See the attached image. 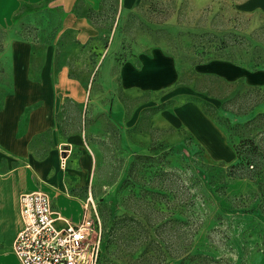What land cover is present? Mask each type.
I'll return each mask as SVG.
<instances>
[{
    "label": "rangeland",
    "instance_id": "obj_1",
    "mask_svg": "<svg viewBox=\"0 0 264 264\" xmlns=\"http://www.w3.org/2000/svg\"><path fill=\"white\" fill-rule=\"evenodd\" d=\"M238 1L141 0L119 11L117 0H107L92 16L105 36L89 47L71 33L58 41L71 47L72 74L90 77L96 69L94 79L108 56L119 65L161 48L175 58L180 82L192 88L175 97H168L171 87L112 88L94 117L85 118L96 158L88 187L89 208L94 205L102 227L99 264H264V84L194 69L214 58L254 63V46L264 42V12L242 10ZM62 15L43 1L23 4L14 23L0 24V96L11 87L12 41L54 42ZM240 36L243 42L234 43ZM186 101L222 128L231 155L206 151L187 126L171 121ZM246 138L253 140L249 153L240 142Z\"/></svg>",
    "mask_w": 264,
    "mask_h": 264
},
{
    "label": "crops",
    "instance_id": "obj_2",
    "mask_svg": "<svg viewBox=\"0 0 264 264\" xmlns=\"http://www.w3.org/2000/svg\"><path fill=\"white\" fill-rule=\"evenodd\" d=\"M43 1L63 11L60 30L52 43L37 45L31 37L12 41L11 87L0 96V264H22L13 250V240L22 227V193L46 191L58 213L73 223L91 214L86 201L92 195L88 186L96 158L87 140L85 118L94 117L112 88L141 91L171 87L168 97L192 92L188 84L180 82L175 58L161 48L138 52L119 65L108 56L101 62L96 79V69L90 77L72 74L67 54L71 47L60 46L58 41L71 33L77 44L89 47L91 39L105 36L92 16L106 6L107 0H0V24L14 23L23 4ZM140 1L117 0V9H130ZM237 6L264 12V0H239ZM194 69L228 81L264 84L263 68L250 69L228 59L199 62ZM95 80L100 83L95 98H91ZM90 101L93 105L88 110ZM73 113L79 116L76 123ZM170 118L187 126L206 151L217 157L232 154L222 128L198 103L178 105ZM65 144L70 151L66 166H62L60 147ZM57 224L64 226L66 221L58 220Z\"/></svg>",
    "mask_w": 264,
    "mask_h": 264
},
{
    "label": "built area",
    "instance_id": "obj_3",
    "mask_svg": "<svg viewBox=\"0 0 264 264\" xmlns=\"http://www.w3.org/2000/svg\"><path fill=\"white\" fill-rule=\"evenodd\" d=\"M60 163L66 166L70 151L60 147ZM88 196L86 208L91 199ZM93 214L81 221H67L54 208L50 195L41 189L20 196L22 227L13 240V250L22 264H99L102 250V227ZM58 220L66 221L64 226Z\"/></svg>",
    "mask_w": 264,
    "mask_h": 264
},
{
    "label": "trees",
    "instance_id": "obj_4",
    "mask_svg": "<svg viewBox=\"0 0 264 264\" xmlns=\"http://www.w3.org/2000/svg\"><path fill=\"white\" fill-rule=\"evenodd\" d=\"M260 27H263L264 28V25H261ZM258 28V29H261V28ZM243 37L240 36L239 38L235 39L233 42L234 43H242ZM228 41H230V38L227 36V37H223L220 41H219V45L217 44V46H219L218 48L219 49H222L224 48L225 46H227L228 44ZM254 52H257V57L256 59H254V63L252 64V66L250 67L251 69H254V68H257V67H264V42L261 44V45H255L254 46ZM231 141H234L232 138H231V134L229 135ZM240 142H243L242 145H244V150L249 153V151H251V149L249 148V143L250 144H253V140H249L248 138L240 141ZM233 145L236 147V145L233 143ZM255 148L258 149V146L257 144L254 145V147H252L253 150H255ZM236 151L239 152V150H237V147H236Z\"/></svg>",
    "mask_w": 264,
    "mask_h": 264
}]
</instances>
